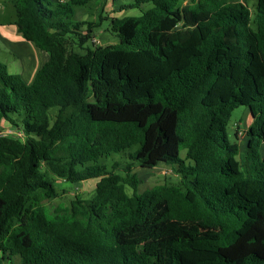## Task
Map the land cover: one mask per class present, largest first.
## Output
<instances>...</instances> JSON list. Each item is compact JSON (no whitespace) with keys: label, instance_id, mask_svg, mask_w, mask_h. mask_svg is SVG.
I'll return each mask as SVG.
<instances>
[{"label":"trees","instance_id":"16d2710c","mask_svg":"<svg viewBox=\"0 0 264 264\" xmlns=\"http://www.w3.org/2000/svg\"><path fill=\"white\" fill-rule=\"evenodd\" d=\"M5 1L48 58L29 85L0 61V121L20 135L0 137V264H264V0H129L151 8L111 20L104 46L73 9L92 0ZM160 165L178 182L138 193L134 170ZM92 180L48 212L57 182Z\"/></svg>","mask_w":264,"mask_h":264},{"label":"rangeland","instance_id":"374dc122","mask_svg":"<svg viewBox=\"0 0 264 264\" xmlns=\"http://www.w3.org/2000/svg\"><path fill=\"white\" fill-rule=\"evenodd\" d=\"M189 1L190 0H185L183 5H186L189 3ZM252 2L253 0H251V3ZM127 3H129V0H92L89 6L73 7L78 19L99 25L94 29L92 39L87 42V45L104 46L117 43V37L110 31L111 20L121 19L127 16H140L144 11L151 8V4H145L138 9H122L121 6ZM11 18L14 19V11L12 6L7 2L0 0V25L2 24L5 25V27H8L7 24ZM31 48H33L34 52H37V54L34 53L32 55L31 65H20L15 62L10 54H7L8 49H6L0 42V61L7 66V70L10 75L18 76L27 85L32 82L33 77L48 58L46 53L39 51L33 45ZM56 112V108H51L48 111L51 121L53 120ZM247 119L248 112L244 107H239L232 112L226 129L230 140L234 141V128L236 124L243 126V131L240 130L241 135H238L239 138L241 136H246L245 131L247 130ZM1 136L20 139V135L2 121H0V137ZM260 152L262 153L261 149ZM184 155L185 151L182 150L180 152V157L184 158ZM238 159H241L240 155ZM124 161L125 159L123 154H115L105 159L99 160V163L109 167L115 162L122 163ZM134 173L137 174L138 180L140 182L137 190L138 193L163 183L176 184L178 182V178L174 172V169L163 165L157 166L152 170L135 169ZM95 183L96 181L92 180L71 186L63 182H57L56 189L58 192V197L45 202L48 212L53 214L54 210L59 209L60 207H67L74 196H78L85 200L91 198L94 194ZM125 193L131 196L133 194V190L127 186L125 187Z\"/></svg>","mask_w":264,"mask_h":264},{"label":"crops","instance_id":"0c3cea01","mask_svg":"<svg viewBox=\"0 0 264 264\" xmlns=\"http://www.w3.org/2000/svg\"><path fill=\"white\" fill-rule=\"evenodd\" d=\"M1 1L6 2L5 0H1ZM59 1L60 2H66L67 0H59ZM13 22H14V19L11 18L9 20V23L7 24L8 27H5V25H2V24L0 25V42L2 43V45L6 49H8L7 54H10L13 57V59L15 60V62H17L20 65L21 64H26V65L30 64L31 65L32 55L34 53L37 54V52H34L33 48H31L33 44L26 41L21 36V34L18 32L17 27L13 24ZM36 49H38V48H36ZM250 124H251V119H250L249 114H248V119H247V123H246L247 129H248ZM242 127L243 126L239 125V132H237V140H238L239 149H240L239 150L240 151V157L243 156V152H244L246 144H247L246 136H241L240 138L238 136V135H241L240 130H242ZM261 150H262V153L261 152L260 153L262 156H264V144L261 147Z\"/></svg>","mask_w":264,"mask_h":264}]
</instances>
